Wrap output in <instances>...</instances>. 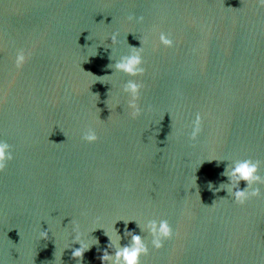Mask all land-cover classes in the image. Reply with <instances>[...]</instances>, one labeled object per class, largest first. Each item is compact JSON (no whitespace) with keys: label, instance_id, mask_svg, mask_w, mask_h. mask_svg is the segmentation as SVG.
I'll use <instances>...</instances> for the list:
<instances>
[{"label":"water","instance_id":"95a60500","mask_svg":"<svg viewBox=\"0 0 264 264\" xmlns=\"http://www.w3.org/2000/svg\"><path fill=\"white\" fill-rule=\"evenodd\" d=\"M138 38L144 73L108 67ZM18 48L30 53L19 69ZM127 79L142 85L135 118ZM89 127L93 142L82 138ZM0 138L13 153L0 170L2 264H101L104 229L121 219L124 244L125 228L140 232L124 220L150 218H166L173 235L154 249L141 232L140 264H264V185L244 204L213 190L233 159L261 161L264 175V6L0 0ZM77 231L98 240L79 258Z\"/></svg>","mask_w":264,"mask_h":264},{"label":"clouds","instance_id":"9594fccd","mask_svg":"<svg viewBox=\"0 0 264 264\" xmlns=\"http://www.w3.org/2000/svg\"><path fill=\"white\" fill-rule=\"evenodd\" d=\"M255 3L259 6H264V0H255ZM136 19L142 20L143 17L138 16ZM116 39L117 35L113 33L111 36V41L115 42ZM139 40L140 46L137 47L129 45L128 52L126 54L120 55L118 59H113L112 56H110V59H112L114 62L109 64L108 67L132 77L144 73L145 69L143 67L142 56L143 40ZM159 42L166 47H172L174 45L172 37L164 31L159 33ZM29 55L30 53L26 52L24 48H18L14 57L15 67L17 69L21 68ZM105 76L109 75L99 77L96 76V80L104 81ZM141 87V82L135 79H127L122 84V91L128 94L127 107L130 110L129 114L133 118L139 115L141 111V108L138 105ZM201 120L202 116L199 112H197L192 120V128L191 132L189 133L190 138L195 139L199 134L201 130ZM82 138L88 142H93L97 140L96 131L89 127L83 132ZM11 148L12 146L6 140L0 138V170L5 167L7 161L13 158ZM213 158L215 157L209 158L208 160ZM220 160L224 159H217L218 162ZM260 165L261 161L251 157L233 159L229 161L221 173V175L228 178L227 182H221L217 188L213 190L219 191V189H225L228 195H231L235 203L244 204L251 197L260 195V186L264 185V175H262L260 172ZM241 181L245 182L243 188L240 187ZM209 186L211 187V184ZM129 220H134L136 222V225L140 228V232L137 233L125 228L124 235L128 237V241L124 244H121V235L114 227L116 221L113 222L110 231L103 228L104 234L108 237V244L103 250V254L99 257L101 264H140V257L142 255L148 254L149 252L148 243H146L145 237L140 234L145 230L151 237L150 244L154 249L163 247L164 241L173 235L172 225L166 218H150L147 219L143 225H141L135 219H127L124 220L125 225H127ZM40 236L46 237L47 230L41 231ZM72 240L78 242L79 244V247H74L71 252V255L77 258L81 257L83 252L90 248L91 245L98 243V240L95 237H93L91 242L85 240L82 234L78 231L75 233V235H73ZM0 264H2V262H0Z\"/></svg>","mask_w":264,"mask_h":264}]
</instances>
